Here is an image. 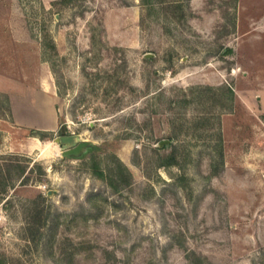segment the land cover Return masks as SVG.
I'll use <instances>...</instances> for the list:
<instances>
[{
    "label": "rangeland",
    "instance_id": "1",
    "mask_svg": "<svg viewBox=\"0 0 264 264\" xmlns=\"http://www.w3.org/2000/svg\"><path fill=\"white\" fill-rule=\"evenodd\" d=\"M16 1L0 262L264 264V121L245 78L264 65V0Z\"/></svg>",
    "mask_w": 264,
    "mask_h": 264
},
{
    "label": "crops",
    "instance_id": "2",
    "mask_svg": "<svg viewBox=\"0 0 264 264\" xmlns=\"http://www.w3.org/2000/svg\"><path fill=\"white\" fill-rule=\"evenodd\" d=\"M25 23L24 14L21 7L19 4H17L16 0H12V20L0 19V27L12 26L14 30V28L17 26H25ZM13 32L12 35H14ZM245 78L249 83V90L253 96V103H248V107L254 112L257 111L261 115H264V65L262 66L256 64L254 67L249 69L247 74H245Z\"/></svg>",
    "mask_w": 264,
    "mask_h": 264
},
{
    "label": "trees",
    "instance_id": "3",
    "mask_svg": "<svg viewBox=\"0 0 264 264\" xmlns=\"http://www.w3.org/2000/svg\"><path fill=\"white\" fill-rule=\"evenodd\" d=\"M4 99H5L6 108L1 104L2 110L4 109L8 113H12V107H11L10 99L6 95L4 96ZM0 118H2L1 114H0ZM262 119L264 121V115H262ZM32 135L37 137V138H39V139H41V140H44V139H46V137H48L46 133L39 132V131H33ZM160 161H162L161 164H160L161 167H172V166L177 164L175 162L174 153L162 155ZM119 166H120V168H122V164L121 163H119ZM4 171H5V168L0 166V180L3 179V177H4ZM93 173L99 179H102V180H106L107 179L105 172L101 169L100 164L97 161L94 162V164H93ZM119 175H120L119 172H113V176L110 178L112 180L110 182H113L114 179H118ZM120 178H121V175H120ZM6 193H7V189L4 188L2 190V194H6ZM0 264H6V263H5V261H3V262L1 261Z\"/></svg>",
    "mask_w": 264,
    "mask_h": 264
},
{
    "label": "water",
    "instance_id": "4",
    "mask_svg": "<svg viewBox=\"0 0 264 264\" xmlns=\"http://www.w3.org/2000/svg\"><path fill=\"white\" fill-rule=\"evenodd\" d=\"M57 141H59V140H57ZM84 144H81L80 146H83ZM77 150V149H76ZM76 150H72V151H70L69 153H74V152H76Z\"/></svg>",
    "mask_w": 264,
    "mask_h": 264
},
{
    "label": "bare ground",
    "instance_id": "5",
    "mask_svg": "<svg viewBox=\"0 0 264 264\" xmlns=\"http://www.w3.org/2000/svg\"><path fill=\"white\" fill-rule=\"evenodd\" d=\"M34 140H38L37 138H35Z\"/></svg>",
    "mask_w": 264,
    "mask_h": 264
}]
</instances>
